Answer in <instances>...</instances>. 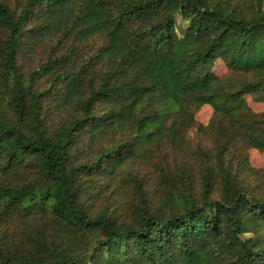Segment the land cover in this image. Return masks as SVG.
I'll use <instances>...</instances> for the list:
<instances>
[{"label": "trees", "instance_id": "16d2710c", "mask_svg": "<svg viewBox=\"0 0 264 264\" xmlns=\"http://www.w3.org/2000/svg\"><path fill=\"white\" fill-rule=\"evenodd\" d=\"M246 94L264 100L261 0H0V264H264ZM132 161L127 214L95 208L90 178Z\"/></svg>", "mask_w": 264, "mask_h": 264}, {"label": "rangeland", "instance_id": "374dc122", "mask_svg": "<svg viewBox=\"0 0 264 264\" xmlns=\"http://www.w3.org/2000/svg\"><path fill=\"white\" fill-rule=\"evenodd\" d=\"M232 2H237L239 4L247 3L248 0H231ZM250 1V0H249ZM262 9L264 10V0H261ZM178 23H180V17L177 18ZM43 60L42 55H36L34 57H29L23 60L22 68L23 72L34 69L37 66L39 61ZM212 71L215 75L219 77H227L231 73L227 70L225 65L221 61L215 62L212 67ZM38 87L44 89L46 87L45 81L42 79L40 83H37ZM246 103L254 112H263L264 111V100L257 101L253 95L246 94L244 96ZM6 106V100L0 95V112ZM213 116V108L210 105H203L197 109L195 113L196 122L207 125ZM191 140L195 139L193 132L189 133ZM248 160L250 166L256 170H264V150L257 149H248ZM82 155V154H81ZM79 157V155H77ZM166 161L165 157H162L160 164L164 166ZM138 163L137 161H132L125 163L121 168L117 169L111 175H95L90 178L91 187V204L97 208L102 204H107L110 209L116 208L119 209V213H126L127 208L133 200V184L132 177L136 176L138 172ZM147 171H150L148 169ZM149 187L154 188L153 181L155 178L150 175ZM156 181V180H155ZM46 223L49 225L48 221ZM253 233H247L246 237H252ZM258 235L264 240V229L258 231Z\"/></svg>", "mask_w": 264, "mask_h": 264}]
</instances>
